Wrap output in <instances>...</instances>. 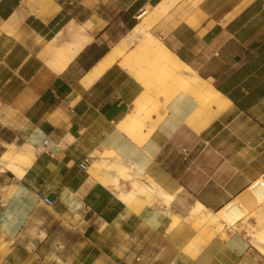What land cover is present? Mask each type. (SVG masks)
<instances>
[{
	"label": "crops",
	"instance_id": "obj_1",
	"mask_svg": "<svg viewBox=\"0 0 264 264\" xmlns=\"http://www.w3.org/2000/svg\"><path fill=\"white\" fill-rule=\"evenodd\" d=\"M162 1L120 0L122 23L135 26L142 10ZM180 3L152 34L228 102L206 128L196 131L185 121L172 132L158 126L140 145L118 128L143 92L140 83L118 63L87 82L111 48L97 42L110 23L99 27L96 13L81 17L66 1L0 0V159L12 151L23 155L20 161L11 154L19 167L28 165L18 176L0 164V264H264L260 249L240 236H217L195 259L184 252L206 217L232 200L253 207L248 187L259 178L264 183V0ZM71 31L90 42L60 68L54 54ZM180 93L169 115L194 110L193 98ZM168 148L182 154L183 175L163 161ZM102 160L105 175L95 167ZM127 165L179 193L168 207L144 206L152 186L143 182L136 192ZM122 182L141 205L116 224ZM173 214L182 217L179 226Z\"/></svg>",
	"mask_w": 264,
	"mask_h": 264
},
{
	"label": "bare ground",
	"instance_id": "obj_2",
	"mask_svg": "<svg viewBox=\"0 0 264 264\" xmlns=\"http://www.w3.org/2000/svg\"><path fill=\"white\" fill-rule=\"evenodd\" d=\"M178 1L180 0H163L151 11L142 10L136 17L139 20L138 23L118 43L109 49L87 77V82H91L112 65L118 63L133 76L144 89L136 100L137 111L144 109L145 105H143V103L147 101L148 94L151 93L153 89L156 90V95L160 97L164 94L167 88L166 86L169 85L170 87V84H175L177 80L179 83H182L181 86H183L186 91L190 92L189 95L194 99L193 103L195 104L192 113L188 114L187 112L180 113L173 111L170 115H158V121L152 123L153 128L145 133L139 134L137 139L141 144L149 139L153 129L156 127L162 126L172 132L183 118L187 125H191L193 130L198 131L202 128H206L217 115V112L224 109V105L228 102L211 84L200 78L194 70L181 61L163 41L158 40L149 33L151 27L155 23H158ZM69 37L70 38L67 39L68 45L63 48H58L54 54V58L58 61L60 68H65L90 42V38L82 34L80 35V33L76 31H71ZM132 44H135V47L129 51V53H126ZM175 75L180 77L174 79ZM190 96L186 98H190ZM133 117L134 114H128L125 119L119 123L118 128L124 132L129 126L131 127L132 121L134 120ZM10 153L15 155L12 151ZM11 154H3L0 159V164L5 165L8 170H12L18 176H21L28 165L25 160H23L20 164L21 167H19V164L11 158ZM15 156H17L16 158L20 161L23 159L22 154ZM120 171H122V169L116 170L115 172ZM121 174L122 173H118L116 176H121ZM147 182L146 180L144 181V183ZM134 184L143 188V182L140 180H136ZM158 186L159 191L154 187H150V189L147 187V189L154 197L162 195L160 197L159 206L167 205L168 207L180 190L176 193H168L160 185ZM248 189L251 191L255 201H264V183L261 178L253 182ZM118 197L122 201L120 203V209H118L120 217L116 220V224H119L121 220L135 211L132 210L131 207H139L141 205L137 200L131 201V197L128 195L125 188L121 189ZM263 215L264 214H262V216ZM244 216V211L240 209L238 202L232 200L216 213L206 217L205 220H211L219 225L223 223L232 225ZM173 221L174 226L182 221V217L178 214H173ZM251 238V240H253V237ZM262 241H264V230H259L256 233L253 244H255L264 255V242L262 243Z\"/></svg>",
	"mask_w": 264,
	"mask_h": 264
},
{
	"label": "rangeland",
	"instance_id": "obj_3",
	"mask_svg": "<svg viewBox=\"0 0 264 264\" xmlns=\"http://www.w3.org/2000/svg\"><path fill=\"white\" fill-rule=\"evenodd\" d=\"M61 1H66L67 6L69 8L74 9L75 14H80L81 17H86L90 11H92V14H95V17L97 18V23L99 27H103L105 24H109L110 26L108 30L102 34V37H99L97 39V42H105V44H108L110 47H113L116 43H118L129 31L130 28L128 26L122 23V19L119 15L121 12V8L124 6V2L120 3V0H92V3H88L89 0H77L78 2H75L74 0H61ZM81 2L80 4H78ZM185 3V0H181L180 7L182 8ZM91 8L92 10H89ZM170 15H167L164 20H161L159 23L165 24L168 22ZM101 20H98V19ZM139 21V20H138ZM137 21V22H138ZM153 26L149 30V33H154L152 31ZM155 36L158 40V36L155 34H152ZM162 41V40H160ZM135 44H132L128 51L126 53H129L135 46ZM180 76L175 75V78H179ZM182 83H179L178 80L175 82V84H170L167 85L164 94L160 97L156 95V90L153 89L151 93L148 94V99L143 103L145 105L143 110L137 111L136 107V100L133 104V109L130 112V114H134L133 121H132V126L128 127L124 132L129 135V137L137 142L138 144L142 145L138 141V136L140 133H145L147 132V125L150 122V118L152 115L156 116V119L153 122L158 121V115L160 114H168V104L172 100L173 96L175 94H178L181 92L179 95H181L183 98H186L187 96H190V92L186 91V89L181 86ZM143 88V87H142ZM155 88V87H154ZM144 90V89H143ZM141 95V94H140ZM139 95V96H140ZM164 98V102L160 103L158 101V98ZM194 100V99H193ZM194 102V101H193ZM225 108V105H224ZM152 122V123H153ZM184 122V118L181 120V122L177 125L176 128H178L182 123ZM151 123V124H152ZM186 123V121H185ZM187 124V123H186ZM191 128V125H188ZM197 153V149H194L192 152V156H194ZM112 153H106L104 156H112ZM163 161L168 164V166L171 167V169H174L176 172V176L183 175L184 173V162L185 160L182 158V154L178 152V150L173 149V148H168L162 155ZM96 169L99 172L106 173V168L104 166L103 160L97 165H95ZM99 168V169H98ZM126 173L129 176V184L131 180H133L132 183V188L136 190L138 193H142V188L141 186L135 185L136 180H140L144 182L145 180L148 181V185L158 189L159 191V186L154 180L152 176L144 175L141 173H136L130 165L126 166ZM192 173L194 177H199L200 174L202 173L200 167L194 166L192 169ZM129 184H122L120 185L123 188L128 189ZM131 187V185H130ZM161 191V190H160ZM133 201L135 200H140L141 198H136V193L133 192ZM160 196L154 197L152 194H149L148 201L150 203H147L145 200H141L140 202L146 206V205H154L157 202H160ZM253 199V198H252ZM254 204L253 207H248L246 204H244L242 201H238V204L242 205L241 210L244 211V218L242 219V224L239 226L235 227H229V230H225L223 225L215 224L213 221H206L198 226V232L192 237L190 240L189 244L187 247L184 249V252L192 256L194 259L199 257L200 254L206 250L208 247L211 246V242L214 238L217 236H220L224 238L225 240H232V238H236L237 236H240L242 240L248 244L251 243L252 246L257 247L255 244H253L256 233L260 230H264V201L262 202H257L253 199ZM212 219V218H211ZM213 220V219H212ZM182 222H179L178 224L174 226H179ZM210 224L215 225L216 228L213 230L208 231V226ZM225 224V223H224ZM207 227V229H206ZM206 230V231H205ZM255 233V235H254ZM253 237V240H251ZM264 241H262L263 243ZM203 249V250H202ZM257 249H259L257 247Z\"/></svg>",
	"mask_w": 264,
	"mask_h": 264
},
{
	"label": "built area",
	"instance_id": "obj_4",
	"mask_svg": "<svg viewBox=\"0 0 264 264\" xmlns=\"http://www.w3.org/2000/svg\"><path fill=\"white\" fill-rule=\"evenodd\" d=\"M87 163H88V161L86 160L85 163L81 164V168H82V169H86V168H87ZM35 197H36L39 201L43 202V203L46 204V205H51V204H52V200H51L49 197L43 195L41 192H36V193H35Z\"/></svg>",
	"mask_w": 264,
	"mask_h": 264
},
{
	"label": "trees",
	"instance_id": "obj_5",
	"mask_svg": "<svg viewBox=\"0 0 264 264\" xmlns=\"http://www.w3.org/2000/svg\"><path fill=\"white\" fill-rule=\"evenodd\" d=\"M134 26V23L129 24V27L132 28ZM106 49V48H105Z\"/></svg>",
	"mask_w": 264,
	"mask_h": 264
}]
</instances>
